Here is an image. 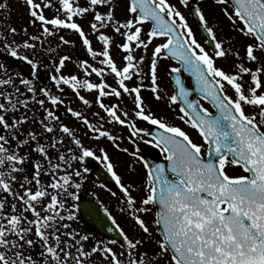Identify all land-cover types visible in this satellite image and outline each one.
Segmentation results:
<instances>
[{
    "label": "snow or ice",
    "instance_id": "6c2138e0",
    "mask_svg": "<svg viewBox=\"0 0 264 264\" xmlns=\"http://www.w3.org/2000/svg\"><path fill=\"white\" fill-rule=\"evenodd\" d=\"M210 3L22 0L17 28L0 2V264H264V0ZM93 162L131 233L83 201ZM85 216L115 238L80 227Z\"/></svg>",
    "mask_w": 264,
    "mask_h": 264
},
{
    "label": "rangeland",
    "instance_id": "374dc122",
    "mask_svg": "<svg viewBox=\"0 0 264 264\" xmlns=\"http://www.w3.org/2000/svg\"><path fill=\"white\" fill-rule=\"evenodd\" d=\"M0 2H2V0H0ZM9 5L12 8V11L10 13V22L14 26H16L17 28L23 27L26 24L27 15H26V8L22 4V0H9ZM205 10L206 11H209V10L214 11L215 10L211 6L210 0H208V4L206 5ZM19 15H22V17H24V21H23L24 24L21 23L22 21L18 20ZM190 24H191V26L193 27V29L195 31L197 39L200 40L203 43L204 37L202 36L200 31L197 29L196 22L193 19H191V18H190ZM147 28H148V25H145V29L146 30H147ZM226 30L227 29H225V31ZM30 31H31V29H30ZM70 38L71 39H76L75 37H70ZM117 60L119 62V56H117ZM165 63H168V62L166 61ZM218 63H221V62L218 61ZM26 71H27V69H25V72ZM160 75H161V84L163 86L167 87L168 86V82H169V78L166 75V73H165L163 68L161 69ZM167 79H168V82H167ZM109 83H112L111 79H109ZM85 95L90 100L94 99V94L93 95H88V94L85 93ZM144 96H145L146 100L152 104V106H153L155 111H157L159 114L165 115L166 118H168V119H172V116L174 114L169 112V110L165 107L164 102H155V101H153L151 99L150 93H148V92H145ZM105 102L106 103H109V102L115 103L117 101L115 100V98H113L111 101L106 100ZM203 103H204L205 107H208V108L210 107L207 103H205V102H203ZM124 104H126L129 108L131 107V102L130 101L129 102L124 101ZM92 110L93 111H98L99 109L94 106ZM101 115H103L102 112H101ZM66 122H69V121H66ZM173 122L176 123V124H179V126H181L186 131H188L193 136L194 139H197L196 133L193 130L189 129L187 126L183 125L182 122H180L178 120H173ZM142 126H144V125H142ZM100 145L107 148V150L109 151L110 155L112 156L113 162L115 164L118 162V160H120L122 158L130 159V157L126 156L125 154L116 152V150L111 147L110 143H108L105 140H102L100 142ZM121 146L122 147H128L130 150L132 149L131 144H129L127 142V140H125V138H124ZM88 186H86V188H88ZM90 195H93L94 197H96V199L99 200V202H103V204L107 205L112 210L113 214L117 216V219L122 224V226H124L125 229L127 231H129V233H131L132 229H131L130 225L128 223H126L125 219L123 217H121L119 212H118L117 199L115 197H112L110 192L106 188L101 189L99 187V184L97 186L95 183H93L92 184V192L90 193Z\"/></svg>",
    "mask_w": 264,
    "mask_h": 264
},
{
    "label": "water",
    "instance_id": "95a60500",
    "mask_svg": "<svg viewBox=\"0 0 264 264\" xmlns=\"http://www.w3.org/2000/svg\"><path fill=\"white\" fill-rule=\"evenodd\" d=\"M196 21V20H195ZM202 33V32H201ZM189 78L190 77L188 76L187 73H184L183 74V78ZM188 86H192V82L190 80V85ZM109 126V125H108ZM148 127H151V126H148ZM117 129L119 132H124L126 134V130L122 129V128H115ZM127 136V135H126ZM141 153L145 156V158L149 161H152V162H163V158L160 156L159 152L156 151L153 147H148V146H143L141 148ZM92 167L94 169V173L95 175L102 181V182H106V185L113 189L114 191L118 192L119 193V190L118 188L114 185V182L111 180L110 177L107 176L104 168L102 165H100L98 162H93L92 163ZM84 202H89L91 201L93 204H97L96 202H94L91 198H82ZM100 215L102 216L103 213L101 212ZM84 221H88V223L90 225H92L93 227H95L98 232L100 234H103L105 235L106 237H109V238H115V233H105L103 229H100V225L99 223H96L95 221L92 220L91 217L89 216H85L84 217Z\"/></svg>",
    "mask_w": 264,
    "mask_h": 264
},
{
    "label": "flooded vegetation",
    "instance_id": "af4514ba",
    "mask_svg": "<svg viewBox=\"0 0 264 264\" xmlns=\"http://www.w3.org/2000/svg\"><path fill=\"white\" fill-rule=\"evenodd\" d=\"M185 81H186V84H189L190 83V80L189 78H185ZM167 82H168V79H167ZM168 85H169V82H168ZM130 101V100H129ZM145 126V125H144ZM116 134V133H115ZM119 135H122L124 136L125 140H127V137L125 134H119ZM158 150V149H157ZM159 151V150H158ZM130 163V159H125V158H122L120 160H118V162L116 163V170L117 172L122 175V177L124 178L125 182H127L128 180H136L137 183H139V181L142 179V176H137L135 174L133 175H129L128 172H127V166L128 164ZM137 171H141V166L139 164H137ZM93 178H94V181H95V184L98 186V184H101L103 183L102 181H100V179L93 173ZM89 185V184H88ZM107 190L109 189L107 186L105 187ZM109 191V190H108ZM113 191V190H111ZM92 192V184H90L88 186V188H86L84 191H82L81 195L82 197H92L94 198V200L99 203V200L96 199V197H94L93 195H90V193ZM118 194V193H117ZM119 195V194H118ZM80 227H84V220L80 222ZM98 235H101L99 232H97ZM105 239H108L107 237L104 236Z\"/></svg>",
    "mask_w": 264,
    "mask_h": 264
},
{
    "label": "trees",
    "instance_id": "16d2710c",
    "mask_svg": "<svg viewBox=\"0 0 264 264\" xmlns=\"http://www.w3.org/2000/svg\"><path fill=\"white\" fill-rule=\"evenodd\" d=\"M18 20H19V21H22L21 23L24 24V22H23V21H24V17H22V15H19Z\"/></svg>",
    "mask_w": 264,
    "mask_h": 264
}]
</instances>
